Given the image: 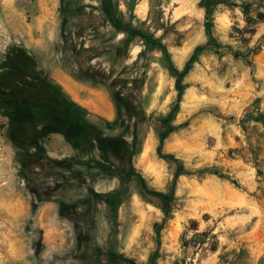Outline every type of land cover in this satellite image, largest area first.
<instances>
[{"label":"clouds","instance_id":"1","mask_svg":"<svg viewBox=\"0 0 264 264\" xmlns=\"http://www.w3.org/2000/svg\"><path fill=\"white\" fill-rule=\"evenodd\" d=\"M108 2L119 28L105 0H0V65L23 50L100 124L90 151L55 131L21 146L0 109V264H86L96 249L107 264L113 243L115 264H153L157 253L155 264H264V0H215L210 12L205 0ZM117 138L138 148L130 159ZM25 154L43 160L26 169ZM170 194L171 208L160 199Z\"/></svg>","mask_w":264,"mask_h":264},{"label":"trees","instance_id":"2","mask_svg":"<svg viewBox=\"0 0 264 264\" xmlns=\"http://www.w3.org/2000/svg\"><path fill=\"white\" fill-rule=\"evenodd\" d=\"M215 0H205L206 5L211 11V6ZM264 19V15L261 16ZM211 32L212 25H206ZM216 44V41H211ZM219 46V45H216ZM203 51L201 48L196 49L197 55ZM197 59L193 55L188 62L185 72L181 73V78L192 67V62ZM35 59L29 57L23 50H14L9 54L7 63L0 67H8L10 70L0 73V109H5V115H8L12 121V128L9 135L21 146L27 145L29 142L36 143V140L48 132H62L75 147L84 146L90 148L91 139L94 131L98 132L95 125L86 122L83 116L87 112L84 108L75 103H69L60 90L53 87L47 78L35 71ZM31 77V80L27 77ZM177 89L183 92V87L179 82L176 85ZM174 109L173 114L177 111ZM172 118V115L169 116ZM45 125L44 131H36L33 137H29L27 129L35 130L37 125ZM167 127V125L165 126ZM174 129L169 128L168 131ZM168 132L162 133V136H167ZM83 142V143H82ZM161 155H163L161 153ZM168 160L174 159L172 156L165 157ZM43 160L41 154L24 156V166L29 168L33 162ZM179 164V161H177ZM184 171L181 165L177 171V177ZM175 185H173L174 187ZM171 201V196L167 198ZM171 208V207H170ZM164 225H157L156 231L159 234ZM159 241V240H158ZM117 260L123 259L116 257ZM128 264H133L129 261Z\"/></svg>","mask_w":264,"mask_h":264},{"label":"rangeland","instance_id":"3","mask_svg":"<svg viewBox=\"0 0 264 264\" xmlns=\"http://www.w3.org/2000/svg\"><path fill=\"white\" fill-rule=\"evenodd\" d=\"M64 11L67 12L68 10L65 9ZM104 11L108 13L109 17L113 18L114 23L119 28L121 26V22H120L119 19H116L114 17L113 12L111 10V6H110L108 0H105ZM66 23H67V21H65V24ZM132 31H133L134 35L137 34L135 29H132ZM139 35L144 36L145 39L149 42V44H153V45L160 44V40H154L153 37L150 36V35H146L145 33H139ZM245 43H247V41H245ZM161 47L163 48L164 46L161 45ZM216 47H219V46H216ZM236 55H240V54L237 53ZM165 58L166 59L168 58V52H167L166 49H165ZM173 71H175V69H173ZM63 86L68 90V92L73 93V94H78V90H79L78 89V85L72 83L71 81H67V80L63 81ZM114 99H116L118 107L123 105L128 112H131L132 106L126 104V102L119 97V94H115L114 95ZM88 107L89 106L86 105L83 108L87 111ZM177 111H178V109H177ZM173 115H175V113ZM99 118L103 119V114L102 113L99 114ZM172 118H173V116H172ZM172 118L168 117V120H171ZM261 119H264V116H262ZM167 123H168L167 121L164 122L165 126L167 125ZM95 126L98 129V131H99L100 124L97 123ZM182 126H186V125H182ZM134 134L135 135H140L141 134V130L139 128H135L134 129ZM109 143L115 146L114 147V151H116L118 154L120 153L123 157L129 158V159L138 150V148L136 146H133L131 151H127L126 150V146L124 145V142L121 141L119 138H117L116 141H109ZM78 147H82V146H78ZM91 147L88 148V147H84L83 146V150L90 151ZM161 153L163 154L162 149H161ZM98 167L104 168L105 171H111V168L106 166V165H98ZM129 172H132L131 168H129ZM74 175L82 177V174L74 173ZM133 175L135 177V186L139 187L144 192H150V189L148 188L145 180L138 174L133 173ZM81 182H83L82 178H81ZM34 187H35L36 192L38 194L43 192V191H45L44 186L42 184H40V183H35ZM151 195H159V194L155 193V192H151ZM170 196H171V201H170V207H171V204H172V201H173V197H172L171 194L168 195V196H161L160 199L163 200V201H167V198L170 197ZM167 202L169 203V201H167ZM89 203H90V201H89ZM205 219H207V217H205ZM166 231H167V226L164 225V227L160 230V233L166 232ZM80 239H81V242L83 243V242L88 241L89 237L88 236H81ZM158 243H159V241H158ZM106 255L108 257L107 264H115V262L117 261L116 257H120L115 252V244L114 243H113L112 249L109 252H107ZM100 256H101V250L100 249H96V250H94L91 253V255L87 251H85V253L80 258L83 259L86 262V264H102V260L99 258ZM157 256H158V253L153 256V258H152L153 264H155V260H156Z\"/></svg>","mask_w":264,"mask_h":264}]
</instances>
